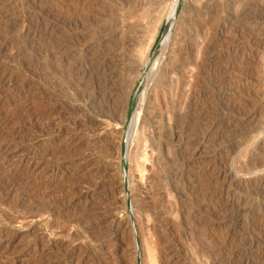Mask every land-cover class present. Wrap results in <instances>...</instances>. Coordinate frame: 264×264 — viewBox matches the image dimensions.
<instances>
[{"label":"rangeland","instance_id":"rangeland-1","mask_svg":"<svg viewBox=\"0 0 264 264\" xmlns=\"http://www.w3.org/2000/svg\"><path fill=\"white\" fill-rule=\"evenodd\" d=\"M178 1L0 0V264H264V0Z\"/></svg>","mask_w":264,"mask_h":264},{"label":"bare ground","instance_id":"bare-ground-1","mask_svg":"<svg viewBox=\"0 0 264 264\" xmlns=\"http://www.w3.org/2000/svg\"><path fill=\"white\" fill-rule=\"evenodd\" d=\"M175 1V0H174ZM178 0H176V3H175V10H173L174 12L172 13V11H171V13L172 14H170V17H168L169 18V20H168V22H169V24H171V26H173V24H174V22H175V20L177 19L176 18V9H177V5H178ZM173 4V3H172ZM173 6V5H172ZM172 9V8H171ZM169 12H170V10H169ZM168 16V15H167ZM162 18V17H161ZM160 22V19H159V21L157 22V25H156V29H155V32L156 31H158V29H159V23ZM136 30V29H135ZM168 31H170V30H168ZM154 35V34H153ZM167 35V36H166ZM165 36H166V38L164 39V41H163V43H162V48H167V46H168V44L170 43V37L172 36V32H169V33H167ZM152 36V35H151ZM150 36V37H151ZM140 38V37H139ZM151 39V38H150ZM153 39H154V37H153ZM150 41H152V40H150ZM150 41L148 42L149 44V46H150ZM154 41V40H153ZM152 41V42H153ZM147 42V41H146ZM146 45V44H145ZM146 48V47H145ZM144 48V52H145V50H146V52H148V48H146L145 49ZM145 54V53H144ZM161 54V53H160ZM147 55V54H146ZM159 55V54H158ZM160 56V55H159ZM161 57V56H160ZM145 59V58H144ZM157 60H159L158 58H157ZM160 61V60H159ZM157 61H156V59L154 60V62H153V64L151 65V70L149 71L150 72V75H151V73H153L152 71H153V68H154V66H157V65H155V63H156ZM144 63V62H143ZM142 63V64H143ZM141 64V65H142ZM157 68V67H156ZM155 69V68H154ZM149 74V73H148ZM150 75H148V76H150ZM147 76V75H146ZM146 85V84H145ZM147 87V86H146ZM146 90V89H145ZM143 91V90H142ZM144 92H143V97H144ZM139 99V98H138ZM141 99V98H140ZM142 101H143V99L140 101V103H139V105H138V107L133 111V113H132V128L129 130V137L127 138L128 139V142H129V145H128V148L126 149V150H128V153H127V156H130V149H131V147H132V144H133V140L135 139L134 137H136V136H138L137 134H138V130L139 129H141V127H140V125L142 124H140V122H142V120L144 119L143 117H141V118H143L141 121H140V111H142V110H140V105L141 104H143L142 103ZM136 104V103H135ZM137 106V105H136ZM142 108V107H141ZM143 112V111H142ZM142 116H143V114H142ZM131 120V119H130ZM145 120V119H144ZM140 124V125H139ZM140 127V128H139ZM102 131V130H101ZM142 137V136H141ZM142 142V141H141ZM140 143V142H139ZM147 156V155H146ZM149 161V160H148ZM142 167V166H141ZM114 241V240H113Z\"/></svg>","mask_w":264,"mask_h":264},{"label":"water","instance_id":"water-1","mask_svg":"<svg viewBox=\"0 0 264 264\" xmlns=\"http://www.w3.org/2000/svg\"><path fill=\"white\" fill-rule=\"evenodd\" d=\"M168 23H169V22H166V24H165V27H164V31H163V33H162V36L165 34V32H166L167 29H168ZM161 43H162V42L160 41V42L158 43V45L156 46V49L154 50V52H153L152 55H151V60H153L154 56H155L156 53L158 52ZM150 67H151V63H148V64L146 65L145 74H144V76H143V78H142V81L140 82V84H139V86H138V88H137V90H136V92H135V95H134V97H133L132 105H131V111H132V109H133V107H134V104H135V100H136L137 94L139 93V90H140V88H141V86H142V84H143V81H144L145 78H146L147 73H148L149 70H150ZM129 119H130V116L126 119V121H129ZM124 176H126V163H124Z\"/></svg>","mask_w":264,"mask_h":264}]
</instances>
